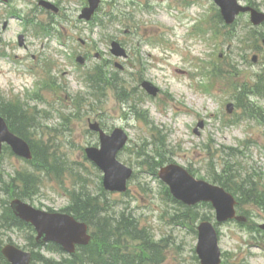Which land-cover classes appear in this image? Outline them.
<instances>
[{
  "label": "rangeland",
  "instance_id": "obj_1",
  "mask_svg": "<svg viewBox=\"0 0 264 264\" xmlns=\"http://www.w3.org/2000/svg\"><path fill=\"white\" fill-rule=\"evenodd\" d=\"M38 1L0 2V110L9 118L22 114L23 124L30 125L25 135L38 149L47 146L53 165L36 171L34 195L20 196L37 208L61 211L83 186L101 194L102 171L86 154L100 142L90 122L99 121L107 132L121 126L130 142L118 158L135 175L126 192L108 193L110 215L132 218L149 242L161 245L162 261L145 256V264H200L196 228L215 213L207 204L187 208L173 201L157 173L162 164L177 162L211 181L219 175L223 180V170L232 168L237 180L256 177L264 201V96L249 93L258 78L264 91V26H253L248 15L227 26L211 0H102L90 22L79 19L86 0H50L60 7L58 14ZM239 1L264 11V0ZM20 34L29 48L19 45ZM115 38L133 54L142 49V63L113 58ZM78 54L89 60L79 64ZM105 77H112L111 87L104 85ZM142 78L160 87V94L144 91ZM201 120L204 127L196 133ZM10 123L21 126L15 119ZM29 169L25 159L0 153V180L10 182ZM247 203L240 208L246 224L218 227L222 264H264V231L258 226L264 209ZM120 224L130 226L125 219ZM117 226L109 229L116 233ZM33 235L25 227L0 229L3 244L24 248ZM120 241L129 254H141V239L128 234ZM147 249L145 244L150 254ZM120 264H126L123 258Z\"/></svg>",
  "mask_w": 264,
  "mask_h": 264
},
{
  "label": "water",
  "instance_id": "obj_2",
  "mask_svg": "<svg viewBox=\"0 0 264 264\" xmlns=\"http://www.w3.org/2000/svg\"><path fill=\"white\" fill-rule=\"evenodd\" d=\"M222 7L224 18L227 22L234 21L240 11L252 10V20L260 23L264 20V14L249 7H241L237 0H216ZM100 0H90L91 6L86 8L81 17L89 19L98 6ZM48 7L57 9L54 5L44 2ZM115 48L121 49L119 43H114ZM149 92L156 94L157 88L150 83H145ZM231 107V106H230ZM127 136L121 129H116L111 135L101 132V148L90 147L88 155L105 172L104 186L109 190H126L127 180L133 170L120 163L116 156L124 146ZM2 141L9 142L13 149L20 155L31 157L28 144L21 138L13 135L6 123L0 117V146ZM163 180L171 185L174 195L186 203H195L199 200H211L217 209L219 221H225L235 216V199L223 188L211 185L203 180L194 179L182 167L170 164L160 171ZM16 213L23 219L32 222L38 230V239L55 241L63 245L69 252L75 250L76 244H87L90 240L86 223L77 221L72 215L66 213H51L35 209L20 200L12 203ZM244 220L242 216L236 217ZM264 228V225H262ZM197 252L201 258V264H219L221 252L218 246V236L213 224L203 221L199 226V242ZM3 253L12 264H31V253L8 244L3 248Z\"/></svg>",
  "mask_w": 264,
  "mask_h": 264
},
{
  "label": "trees",
  "instance_id": "obj_3",
  "mask_svg": "<svg viewBox=\"0 0 264 264\" xmlns=\"http://www.w3.org/2000/svg\"><path fill=\"white\" fill-rule=\"evenodd\" d=\"M18 134H21L25 136V132L23 130H17L15 129ZM35 151V161H47L48 155L46 154V148H41V151L38 152L37 148L33 147ZM18 180L21 183V187L16 184L15 179H12L10 182H6L3 179L0 180V183L3 187L0 189V194H4L6 196H13V195H23V196H30L34 193L35 190V181L32 179H29L28 174L19 175ZM225 185V184H223ZM226 186V185H225ZM227 187V186H226ZM30 189L31 191H27V189ZM255 187L250 188L249 190H246L249 194V198L251 201L257 202L259 205L264 206V201L262 198L259 197L257 192L254 193ZM239 194V190L237 192ZM241 195L239 194L238 199L240 202L245 201L244 192L240 190ZM0 205H8L7 200H2V203ZM101 209H107L101 207L100 203H97V197L92 196L91 194L87 193L86 191H81L79 194L74 196L73 202L70 205V207L67 208V211L72 212L75 216H77L79 219L85 220L92 224L94 228L98 227V230L94 233V240L91 244L88 246H82L80 247L77 252L71 256H67L62 258L60 261H56L53 258L45 257L40 250H33V261L35 264H112V261H114L113 256L116 252V245L117 240H115V233L113 234L108 227L109 218L108 217H100L99 212ZM102 222V226L98 224V222ZM132 223V222H131ZM22 228L25 226H28L31 230L33 228L22 221L21 219L14 216L9 206H6L5 212L0 214V229L2 228ZM132 227L136 228L134 225ZM134 233H136V229L134 230ZM132 233V232H129ZM140 234L144 235L140 232ZM144 238L143 236H140ZM146 238V236H145ZM144 238V240H145ZM30 242V245L32 247H38L40 249L42 245L37 244L34 239ZM146 243L148 244L149 249L153 253L155 257L160 255V249H158V243L154 244L152 242H149V240L146 238ZM45 247L49 251L53 252H59L60 246L49 243L45 244ZM151 254V253H150ZM139 256V255H138ZM150 256V255H149ZM126 259V258H125ZM0 260L4 261V258L1 254V240H0ZM151 261H153V258H150ZM134 261H138V258L136 257ZM141 261V259H140ZM157 261L160 262L161 260L157 258Z\"/></svg>",
  "mask_w": 264,
  "mask_h": 264
},
{
  "label": "flooded vegetation",
  "instance_id": "obj_4",
  "mask_svg": "<svg viewBox=\"0 0 264 264\" xmlns=\"http://www.w3.org/2000/svg\"><path fill=\"white\" fill-rule=\"evenodd\" d=\"M97 55L101 56L100 54H97ZM129 56H130L131 59H134L135 62H136V59L138 58V56H137L136 54H133V53H132V54H128V55H127V58H128ZM85 57H86V56H85ZM86 58H87V57H86Z\"/></svg>",
  "mask_w": 264,
  "mask_h": 264
}]
</instances>
